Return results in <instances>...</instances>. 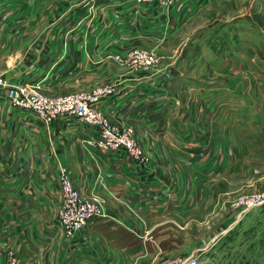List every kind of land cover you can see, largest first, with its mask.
Masks as SVG:
<instances>
[{"label": "rangeland", "instance_id": "374dc122", "mask_svg": "<svg viewBox=\"0 0 264 264\" xmlns=\"http://www.w3.org/2000/svg\"><path fill=\"white\" fill-rule=\"evenodd\" d=\"M47 1L51 0H23L21 4H28L8 11L5 25L0 26L8 37L0 40V67L14 65V59L22 67L46 71L53 63L55 67L63 64L65 76L60 80L64 81L77 71L79 61L80 87L62 88L61 83L50 89L40 87L47 97L90 90L93 65L107 66L103 60H110L111 67L119 64L128 72L142 73L141 77L156 71L164 60L158 49L169 45L171 38L181 54L194 52L181 70L191 88L180 85L181 78L174 81L175 87H167L165 81L160 85L165 88L159 89L167 96L155 113L159 114V132H163L159 137L164 145L162 159L166 164L175 162L173 170L180 176L174 181L166 168V193L174 188L181 208H187L179 222L191 228L188 231L198 249L187 255L196 256L197 264H264V203L248 206L264 192V0H186L190 8L185 15L166 28L148 30L150 19L168 18L185 0H176L169 10L155 2L145 6L125 0L44 3ZM75 2L80 4H71ZM136 12L144 17L139 26L133 23ZM67 15L70 20H64ZM79 26L80 38H86L80 41L77 58L69 55L67 41ZM137 27L146 43L135 41L123 54L100 57L97 52L93 56L90 34L134 38ZM135 49L154 56L148 69L129 67L115 59ZM178 58L181 55L175 62ZM145 79L149 80V73ZM150 155L142 149V159L134 161L151 160ZM81 198L95 203L99 210L87 224L104 216L99 201ZM207 242H215L212 256L207 254Z\"/></svg>", "mask_w": 264, "mask_h": 264}, {"label": "crops", "instance_id": "0c3cea01", "mask_svg": "<svg viewBox=\"0 0 264 264\" xmlns=\"http://www.w3.org/2000/svg\"><path fill=\"white\" fill-rule=\"evenodd\" d=\"M22 1L0 2V26L5 25L8 11L28 4H21ZM52 1L55 2L44 3ZM71 4L78 6L80 2ZM189 8L190 3L185 0L168 18L150 19L147 30L168 27ZM68 19L69 15L64 18ZM143 21V15L136 12L133 23L139 26ZM137 30L138 36L134 38L118 33V36L90 34L93 56L97 52L100 57L123 54L131 43L145 42L142 29L137 27ZM70 37L67 41L69 55L78 58L80 41L85 42L86 36L80 38L79 26ZM7 38L0 29V40ZM173 39L169 45L158 49L164 59L160 63L163 71L148 72L149 80L145 79L148 73L141 77L142 73L128 72L119 64L111 67L110 60H103L107 66L102 68L94 63L91 85H88V88L112 86L113 94L101 104L104 111L113 121L133 126L139 145L151 154V160L140 162L122 154L101 152L88 154L75 135H68L62 123L47 129L35 120L28 121L27 117H22L20 122V115L0 97V127L3 125L0 128V264H5L10 257L15 259V264H157L198 249L188 231L191 228L186 229L188 226L179 222L182 210L187 208H181L174 188L169 195L166 193V168L174 181L180 176L173 170L177 168L175 162L166 164L162 159L164 145L159 137L163 132H159V114H155L162 98L167 97L165 92L159 91L160 87L165 88L160 85L166 81L167 87H175L173 83L181 80L187 58H194L192 51L190 55H183L180 48L175 49ZM177 55H181V59L175 62ZM12 63L14 65L0 67V75L11 82H40V87L45 86V89L55 88L60 83L62 88L80 87L77 60V71L64 81L60 80L65 76L63 64L55 67L53 63L46 71L36 66L22 67L15 59ZM167 67H171V71H164ZM181 82L180 85L191 88L183 78ZM177 96L176 93L173 97ZM175 102L178 103V99L175 98ZM60 166L68 171L81 195L99 201L103 209L102 218L83 226L81 241L80 230L74 237L65 238L58 225ZM214 243L205 247L209 246V256L213 254Z\"/></svg>", "mask_w": 264, "mask_h": 264}, {"label": "built area", "instance_id": "2783aa9c", "mask_svg": "<svg viewBox=\"0 0 264 264\" xmlns=\"http://www.w3.org/2000/svg\"><path fill=\"white\" fill-rule=\"evenodd\" d=\"M13 2V0H0ZM152 5L154 2L169 10L176 0H125V3ZM3 7V6H2ZM120 63L142 70L148 69L154 56L145 49H135L124 56H116ZM40 82L24 81L15 83L0 75V97L10 108L30 122H38L50 129L55 123H62L65 131L76 136L88 154L101 152L105 155L122 154L132 160L142 159V149L134 135L132 125H121L112 120L101 105L114 92L109 84L97 85L87 91H76L66 95L47 97L40 93ZM70 137V136H69ZM59 208L57 220L65 238H72L99 212L95 203L81 198L68 171L59 167L58 173ZM264 203V192L256 202L248 206ZM5 264H15L10 257ZM157 264H197L193 255H177L159 261Z\"/></svg>", "mask_w": 264, "mask_h": 264}]
</instances>
